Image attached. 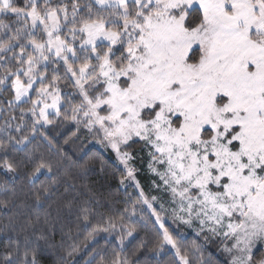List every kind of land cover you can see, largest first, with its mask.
Wrapping results in <instances>:
<instances>
[{"label":"snow or ice","instance_id":"snow-or-ice-1","mask_svg":"<svg viewBox=\"0 0 264 264\" xmlns=\"http://www.w3.org/2000/svg\"><path fill=\"white\" fill-rule=\"evenodd\" d=\"M0 69V171L32 184L23 199L3 187L0 264H78L60 209L31 211L68 192L36 186L53 167L28 149L56 118L114 154L129 220L139 205L169 264H214L213 247L216 264H264V0H0ZM81 188L76 228L116 232L122 251L129 209L98 213L94 183ZM143 247L107 264H139Z\"/></svg>","mask_w":264,"mask_h":264},{"label":"trees","instance_id":"trees-1","mask_svg":"<svg viewBox=\"0 0 264 264\" xmlns=\"http://www.w3.org/2000/svg\"><path fill=\"white\" fill-rule=\"evenodd\" d=\"M2 74L3 70L0 69V75ZM61 88H64L63 82H61ZM65 91H71V89H65ZM0 99H3V97H0ZM16 115L18 116L19 112ZM5 119L6 113H0V138H4L2 126L5 123ZM17 122L13 121L12 123L14 125ZM45 132L48 139L37 136L33 139L32 145L28 146V149L31 150L35 147V155L51 163L53 173H46L40 176L39 180L36 181V186L39 187L41 183L49 184L54 182L58 192L64 193L66 188L68 192L65 193L64 197H58L57 202L52 205L51 209L45 207V209H31V211H39L41 216H43L47 210L51 211L53 216H56L57 208L60 209L58 227L68 225V227L72 228L74 241L80 246V251L76 253L78 264H86V261H91V264H101V261H103L104 264H107L116 252L130 256L131 250L139 245L141 240L144 241L145 247L141 249L136 257L130 258L138 260L139 264H169L171 259L170 250L160 253L151 250L156 241V232L152 229L151 224L141 220L139 205L136 206L137 214L131 216L129 220L132 207L131 200L135 199V194L133 190L128 189V193L132 194L130 199L129 196L125 195V190L119 186L120 173L114 172L112 165L116 162L112 153L89 146L81 135L80 130H77L76 124L72 121L56 118L52 125L46 126ZM49 139L52 141L51 144L48 142ZM101 159L105 162L104 171H101ZM24 171L26 172L27 170ZM5 180L8 181L7 185H3ZM91 183H94L100 193L98 196L100 200V206L97 208L98 213L107 216L123 212L125 207L129 209L128 213H124L125 223H134L137 231L133 233L132 237L126 238V248L122 251L118 244L116 232L98 231L92 237H89L88 233L91 231V226L87 230H83V228L78 230L76 228V207H73L71 214H69L70 210L66 206L67 202L77 191L83 190L81 188L82 184ZM3 187L15 190L20 195L22 191L28 192L32 189V184L24 177L23 172L21 176L13 178L11 174L6 175L3 171H0V198L4 197ZM8 195H11V191H9ZM23 198L20 195V199ZM27 204L30 206L31 201H27ZM25 210L29 209L26 208ZM99 219L100 216L97 215L92 223L96 224ZM5 220V217H0V224H3ZM68 227H64L65 232L68 231ZM101 227H107V224H101ZM187 240L190 242L194 239L187 238ZM209 251L212 254L211 259L214 264L223 260L215 247ZM205 255L208 256V253L206 252ZM44 264H49V262L45 261Z\"/></svg>","mask_w":264,"mask_h":264},{"label":"rangeland","instance_id":"rangeland-1","mask_svg":"<svg viewBox=\"0 0 264 264\" xmlns=\"http://www.w3.org/2000/svg\"><path fill=\"white\" fill-rule=\"evenodd\" d=\"M80 132L82 133L81 135L85 138L86 143H87L89 146H91V147H95V148H97V149H99V150L104 151V150L101 148V146H100L99 144L95 143V141L92 139V137H91L90 135H87V134L84 132V130H83L82 128L80 129ZM109 152H110V151H109ZM110 153H111V152H110ZM112 155H113V157H114V159H115V156H114L113 153H112ZM115 162H116V160H115ZM138 178L141 180V183H142V184H145V185L147 184V182H148V178H147V176H146L145 173L142 172V173L139 175ZM129 189H131V188H129ZM131 190H133V189H131ZM133 192H134V191H133ZM173 227H175V226H173ZM181 231H183V232H185V233L187 234V238L196 239L195 234H194L190 229L182 228ZM217 250H218V249H217ZM218 254L221 256L222 259H224V256L219 252V250H218Z\"/></svg>","mask_w":264,"mask_h":264}]
</instances>
